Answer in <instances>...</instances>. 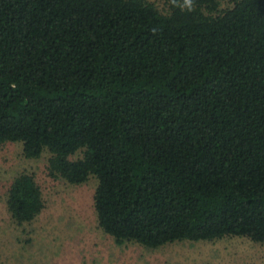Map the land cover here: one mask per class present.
Segmentation results:
<instances>
[{
  "label": "trees",
  "instance_id": "16d2710c",
  "mask_svg": "<svg viewBox=\"0 0 264 264\" xmlns=\"http://www.w3.org/2000/svg\"><path fill=\"white\" fill-rule=\"evenodd\" d=\"M225 5V8L222 6ZM0 0V146L97 181L118 246L264 245V0ZM17 227L45 209L28 174Z\"/></svg>",
  "mask_w": 264,
  "mask_h": 264
},
{
  "label": "rangeland",
  "instance_id": "374dc122",
  "mask_svg": "<svg viewBox=\"0 0 264 264\" xmlns=\"http://www.w3.org/2000/svg\"><path fill=\"white\" fill-rule=\"evenodd\" d=\"M164 11L167 0H149ZM226 6L223 5L222 8ZM49 156L26 159L20 143L0 146V264H264V245L244 238L181 242L157 249L118 246L98 228L94 178L74 186L48 175ZM31 175L45 209L31 224L15 226L5 209L6 190Z\"/></svg>",
  "mask_w": 264,
  "mask_h": 264
},
{
  "label": "clouds",
  "instance_id": "9594fccd",
  "mask_svg": "<svg viewBox=\"0 0 264 264\" xmlns=\"http://www.w3.org/2000/svg\"><path fill=\"white\" fill-rule=\"evenodd\" d=\"M184 4H185V6H187L189 8V10H191L192 0H184Z\"/></svg>",
  "mask_w": 264,
  "mask_h": 264
}]
</instances>
